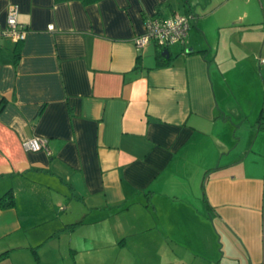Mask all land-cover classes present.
<instances>
[{"label": "crops", "instance_id": "obj_1", "mask_svg": "<svg viewBox=\"0 0 264 264\" xmlns=\"http://www.w3.org/2000/svg\"><path fill=\"white\" fill-rule=\"evenodd\" d=\"M10 5L0 264H264V0H0V29Z\"/></svg>", "mask_w": 264, "mask_h": 264}, {"label": "built area", "instance_id": "obj_2", "mask_svg": "<svg viewBox=\"0 0 264 264\" xmlns=\"http://www.w3.org/2000/svg\"><path fill=\"white\" fill-rule=\"evenodd\" d=\"M19 9L16 5H10L6 12V24L4 29H0V37L22 42L26 39L29 31L26 26L18 22ZM192 16L176 15L165 20L152 18L146 21L144 32L134 40V46L138 49L149 45H154L163 50L176 43H183L190 29ZM52 30V27H50ZM259 64L263 67L264 77V58L259 59ZM24 151L30 153L45 152L49 154L46 143L38 138H29L22 143Z\"/></svg>", "mask_w": 264, "mask_h": 264}, {"label": "trees", "instance_id": "obj_3", "mask_svg": "<svg viewBox=\"0 0 264 264\" xmlns=\"http://www.w3.org/2000/svg\"><path fill=\"white\" fill-rule=\"evenodd\" d=\"M264 7V6H263ZM174 15V14H173ZM183 15H186V16H192L193 17V20L190 22V26H191V23L195 20V17H194V15L192 14V13H186V14H183ZM173 17V16H172ZM171 18V17H170ZM158 57H160L159 56V54H158ZM165 63H166V61H164ZM11 196H10V194L8 193V194H6L4 197H2L1 199H0V205L2 206V207H8V206H11L12 205V202H11ZM3 255H1L0 256V258L2 257Z\"/></svg>", "mask_w": 264, "mask_h": 264}, {"label": "rangeland", "instance_id": "obj_4", "mask_svg": "<svg viewBox=\"0 0 264 264\" xmlns=\"http://www.w3.org/2000/svg\"><path fill=\"white\" fill-rule=\"evenodd\" d=\"M171 46H173V45H171ZM175 46V45H174Z\"/></svg>", "mask_w": 264, "mask_h": 264}]
</instances>
